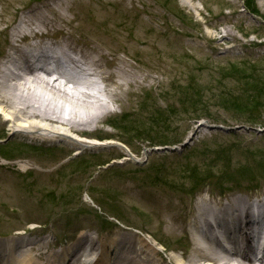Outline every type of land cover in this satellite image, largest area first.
<instances>
[{
  "label": "rangeland",
  "instance_id": "1",
  "mask_svg": "<svg viewBox=\"0 0 264 264\" xmlns=\"http://www.w3.org/2000/svg\"><path fill=\"white\" fill-rule=\"evenodd\" d=\"M64 1L77 6L64 13L69 24L50 16L55 29L65 27L80 49L93 38L98 53L122 60L116 66L134 73L131 80L137 82L120 102L109 103L107 122L87 130L111 146L78 151L72 141H33L26 134L8 130L2 135L0 130V141L5 139L0 142V238L16 237L18 241L11 240L18 250L12 255L23 264H47L53 252H63L79 236L105 244L120 234L135 238L163 264H189L187 256L195 248L189 223L202 212L200 200L216 206L226 205L232 196L250 200L255 194L251 190L264 186V172L256 166L264 163L256 155L264 151V127L249 123L259 116L264 124V111L248 116L236 110L230 103L241 93L237 76L222 83L224 76L218 72L248 63L264 79V0H255L250 8L255 16L244 11L246 0ZM55 3L61 2L0 0V68L14 42L21 10ZM226 30L233 35H225ZM190 84L202 86V114L209 117L205 126L192 120L197 113L186 115ZM99 94L107 100L105 91ZM156 116L160 122L170 119L169 126L149 128L158 122ZM239 127L248 130H229ZM25 142L29 145L23 146ZM164 146L177 149L154 152L144 165L134 162ZM219 149L229 183L222 164L214 160ZM20 162L36 169L24 171ZM106 162L109 168L101 166ZM194 167L204 172L188 181L186 171ZM14 259L5 257L6 264Z\"/></svg>",
  "mask_w": 264,
  "mask_h": 264
},
{
  "label": "bare ground",
  "instance_id": "2",
  "mask_svg": "<svg viewBox=\"0 0 264 264\" xmlns=\"http://www.w3.org/2000/svg\"><path fill=\"white\" fill-rule=\"evenodd\" d=\"M59 1L60 4L55 3L56 6L51 5V7L45 5L44 9L34 5L21 10L22 19L12 33L14 42H11L10 49L14 51V54L9 57L7 62L10 63V67L3 65L0 69V130L2 135L6 134L8 130L11 135L26 134L33 141L36 139L44 142L72 141L76 144L75 148L78 151L111 146L112 143L99 142L94 130L88 132L87 130L91 126L97 128L99 123L107 122L105 121L106 116L111 112L107 109L109 103L120 102L122 97L128 93L130 84H136L137 80H131L134 78V73L129 72L130 70L119 65L116 66V63H122V60L119 58L114 60L110 58V54L98 53V43L93 38H89L82 45L83 49H80L79 46L75 47L78 43L71 40L72 38L65 33V27L55 29L56 24L50 16L69 24L70 20L64 13H72L77 6L73 1ZM184 5L189 6L190 3L186 2ZM224 34L232 36L233 32L226 30ZM208 38L215 39L210 36ZM112 42L111 39L110 44ZM103 46H105L104 42ZM70 51L79 55L91 71L89 74L81 71L80 73L84 77L89 75L101 80L107 100L101 98L99 93H103L102 91L95 95L79 89L78 80L67 69L56 73V67H77L80 61L71 58ZM50 54L53 57H50ZM32 60L35 63H32ZM47 66H52V70H48ZM75 73H79V71H75ZM56 74L57 77H55ZM121 75L123 78L118 82ZM62 116L68 117L67 120ZM72 135H75L76 138ZM17 165L24 171L36 169L30 162H20ZM238 200L242 204L249 203L248 200ZM200 204L202 213L199 217L191 219L189 224L196 227L195 229L201 237L193 242L195 248L192 255L187 256V263L231 264L232 260L223 256L219 245L213 242L217 240L216 235L212 234L215 231L224 232L227 242L231 240L234 245V252L243 256L242 259H239L238 264H252L248 262L250 256L242 254V251L245 254L250 248L252 249L250 239L253 236L250 233L259 234L257 229H250V233H248V227L252 228L253 226V222L247 220L251 214L249 212H237V214L220 212L230 210L226 206L236 207V210H239L237 205H232V203L214 207L216 205L211 206V203L200 200ZM214 210L219 211L214 213ZM213 214L215 215L211 221H203L206 216L211 217ZM256 216L258 219L254 220L264 223V211ZM235 232H238L240 236L232 239L231 236ZM120 236L123 239H119V236L115 235L114 241L105 242V244H101L99 240H90V236H79L72 245L63 249V252L60 250L53 252L48 258L47 264L164 263L163 260L155 259L142 245L138 246L132 236L123 234ZM36 245L37 243H33L32 246ZM16 250H18L17 243L13 244L9 239L2 240L0 242V262H6L5 257L8 260L14 259L12 254H16ZM129 254L131 256H128ZM234 255L237 256V253ZM238 258L240 257L235 259ZM121 259L126 260L121 263L119 261ZM24 261L28 263V260ZM14 262L13 264H23L20 260Z\"/></svg>",
  "mask_w": 264,
  "mask_h": 264
},
{
  "label": "trees",
  "instance_id": "3",
  "mask_svg": "<svg viewBox=\"0 0 264 264\" xmlns=\"http://www.w3.org/2000/svg\"><path fill=\"white\" fill-rule=\"evenodd\" d=\"M249 3L251 4L250 7H254V3L253 0H248ZM218 72L224 76V81L222 83H228L230 80H233V77L237 76V81L236 85L239 86L241 93L240 96L238 97V99H236L237 101H232L230 104L234 106V108L236 110H240V112L243 115H250L252 116L254 113H258V111L263 110L264 111V79L261 78V72L256 69V66H251L248 63H238V64H233L230 65L228 67H221L218 69ZM198 84H194V85H187L186 90H187V94H191V99L190 102L188 103V106L185 107L186 109V115H190L192 112L194 114H196V118H192L193 121H199L202 119H207L209 117H206L204 114H202L203 111V100H202V93L203 89L202 86H198ZM261 108V109H260ZM207 110V109H206ZM163 111L159 112V114L163 117V114H161ZM190 113V114H189ZM185 115V114H184ZM159 116V115H158ZM156 116L155 118H153L154 120H158ZM169 118V117H168ZM160 120H158V122H153V124L156 126H159L160 124H168V121H170V119L165 118L162 122H160ZM160 122V123H159ZM263 120L262 118L255 117L253 116V121H250L249 123H251L254 126H260V127H264V124L262 123ZM261 123V124H260ZM121 130V129H119ZM256 155H260V157L264 160V151H260L258 153H256ZM204 158H207L206 155H204ZM217 159V164L221 163V167L223 168L222 170V175L226 176V178L228 179L227 182L229 183V181L231 180V176L229 174V172H227L225 170L226 168V159L224 158V152L220 151V149L218 151H215V162ZM232 160H230L229 165L231 164ZM195 166V165H194ZM257 168L260 169V171L263 173L264 172V163L260 164V165H256ZM208 167V166H207ZM248 169V172H252L253 168H251V166L246 167ZM193 172L190 170L186 171V177L187 179H189L188 181L191 180L193 174L196 173H203L204 171H202L201 169H197L196 167L193 168ZM233 171V170H231ZM235 172V171H233ZM191 177V178H190ZM205 179H208V176L205 175Z\"/></svg>",
  "mask_w": 264,
  "mask_h": 264
},
{
  "label": "water",
  "instance_id": "4",
  "mask_svg": "<svg viewBox=\"0 0 264 264\" xmlns=\"http://www.w3.org/2000/svg\"><path fill=\"white\" fill-rule=\"evenodd\" d=\"M239 129H240V130H243V129H244V130H248V129L245 128V127H239ZM239 129H231V131H236V130H239ZM229 130H230V129H229ZM229 130H228V131H229Z\"/></svg>",
  "mask_w": 264,
  "mask_h": 264
}]
</instances>
